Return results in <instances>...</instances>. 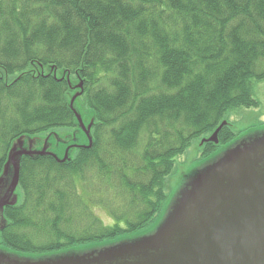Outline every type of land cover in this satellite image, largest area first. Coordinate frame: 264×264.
<instances>
[{"label": "trees", "instance_id": "trees-1", "mask_svg": "<svg viewBox=\"0 0 264 264\" xmlns=\"http://www.w3.org/2000/svg\"><path fill=\"white\" fill-rule=\"evenodd\" d=\"M72 76L83 82L75 106L95 114L93 145L70 161L22 157L21 200L5 207L0 241L16 251L152 222L177 156L229 109L257 107L249 84L264 79V0H0V176L20 137L79 126ZM235 136L229 123L205 156Z\"/></svg>", "mask_w": 264, "mask_h": 264}, {"label": "rangeland", "instance_id": "rangeland-1", "mask_svg": "<svg viewBox=\"0 0 264 264\" xmlns=\"http://www.w3.org/2000/svg\"><path fill=\"white\" fill-rule=\"evenodd\" d=\"M72 79L78 84L77 78L72 76ZM249 85L253 97L258 102L257 107H234L224 116V120L231 124L235 138L227 144H221L207 157L202 140L209 134L195 138L190 146L177 156L173 171L164 184L166 201L147 226L114 239L47 253L21 252L0 244V260L19 263L20 261L16 260L19 259L37 264L94 263L111 261L124 253L151 248L164 242L171 231L175 232L196 205L203 201L209 189L229 179L242 161L249 162L256 152L264 150V79L253 78ZM71 94H74V91ZM76 110L82 116L85 127H89L95 116L92 109L79 104ZM18 144L24 149H46L60 157H64L68 152L69 158L72 159L78 145L89 144V137L79 123V126L72 129H58L36 136L26 135ZM15 193L20 201L21 193L18 188ZM97 212L104 220H110L107 211L100 209ZM5 222V213L0 210V241L1 229Z\"/></svg>", "mask_w": 264, "mask_h": 264}, {"label": "water", "instance_id": "water-1", "mask_svg": "<svg viewBox=\"0 0 264 264\" xmlns=\"http://www.w3.org/2000/svg\"><path fill=\"white\" fill-rule=\"evenodd\" d=\"M81 91L71 100L78 124L87 132L89 144L93 145L91 134L94 119L85 127L75 101L83 92V82L76 85ZM229 122L224 120L209 137L202 140L220 143L219 134ZM17 139L10 150L8 161L0 176V210L18 203L16 190L21 175V161L25 155L50 154L61 161H70L69 153L64 157L46 149L33 150L19 147ZM84 147V146H77ZM7 222L2 226L5 227ZM1 229V231H2ZM0 260V264H31ZM34 264H37L34 263ZM83 264H264V150L256 152L251 160L242 161L233 175L223 183L209 189L193 212L163 242L151 248L124 253L111 261Z\"/></svg>", "mask_w": 264, "mask_h": 264}]
</instances>
